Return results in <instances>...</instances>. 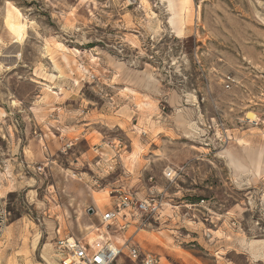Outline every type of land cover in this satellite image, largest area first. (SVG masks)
I'll return each instance as SVG.
<instances>
[{"label": "rangeland", "instance_id": "374dc122", "mask_svg": "<svg viewBox=\"0 0 264 264\" xmlns=\"http://www.w3.org/2000/svg\"><path fill=\"white\" fill-rule=\"evenodd\" d=\"M124 201L157 211L120 247L264 264V0H0L1 264H59Z\"/></svg>", "mask_w": 264, "mask_h": 264}, {"label": "built area", "instance_id": "2783aa9c", "mask_svg": "<svg viewBox=\"0 0 264 264\" xmlns=\"http://www.w3.org/2000/svg\"><path fill=\"white\" fill-rule=\"evenodd\" d=\"M167 177L170 179L174 178L175 174L169 172ZM149 201L135 203V215L132 214V206L129 202H120L115 208L108 210L102 215L101 222L106 229L116 227L119 232H123L129 227L130 222L134 220H137L136 226L145 227V220L151 218L157 211V206L152 205ZM1 235L2 231L0 229V238ZM57 244L56 251L59 264H118L120 257L125 254L122 250L124 247L127 248L126 255L133 262H139L140 264H161L158 257L140 250L135 244L128 242L127 245L124 243L120 247L111 237L100 238L98 242L91 244L85 239L69 235L60 238Z\"/></svg>", "mask_w": 264, "mask_h": 264}, {"label": "bare ground", "instance_id": "6f19581e", "mask_svg": "<svg viewBox=\"0 0 264 264\" xmlns=\"http://www.w3.org/2000/svg\"><path fill=\"white\" fill-rule=\"evenodd\" d=\"M10 11H12V10H10ZM7 16H8L7 24L9 26V29H10V31L13 34L17 35L18 41H16V43H19V40H21L22 38H24L23 36H24L25 30H26V25L21 22V18L23 16L17 10L15 12H10L9 14L7 13ZM60 46H62V45H60ZM169 171L172 174H175V171H172V170H169ZM105 232H106V227H105L104 231L101 232V235H104V238H108ZM138 239L141 242H144L143 244H145V242H146V244H145V246H147L146 248L149 247L148 244L153 243V241H151L149 238H147V236H138ZM38 241H39L38 239L35 241L34 246H37ZM150 246H153V245H150ZM24 254L27 256L29 253H28V251H25ZM1 261H2V257L0 255V264H1ZM9 264H12V263H9Z\"/></svg>", "mask_w": 264, "mask_h": 264}, {"label": "crops", "instance_id": "0c3cea01", "mask_svg": "<svg viewBox=\"0 0 264 264\" xmlns=\"http://www.w3.org/2000/svg\"><path fill=\"white\" fill-rule=\"evenodd\" d=\"M188 264H195V263H193V262L189 261V263H188Z\"/></svg>", "mask_w": 264, "mask_h": 264}]
</instances>
